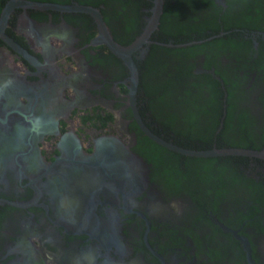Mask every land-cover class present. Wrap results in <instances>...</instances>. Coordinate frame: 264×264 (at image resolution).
<instances>
[{
  "label": "flooded vegetation",
  "instance_id": "obj_1",
  "mask_svg": "<svg viewBox=\"0 0 264 264\" xmlns=\"http://www.w3.org/2000/svg\"><path fill=\"white\" fill-rule=\"evenodd\" d=\"M153 8L0 0V264H264V160L148 135L264 150V0H163L132 109L92 11L126 47Z\"/></svg>",
  "mask_w": 264,
  "mask_h": 264
},
{
  "label": "water",
  "instance_id": "obj_2",
  "mask_svg": "<svg viewBox=\"0 0 264 264\" xmlns=\"http://www.w3.org/2000/svg\"><path fill=\"white\" fill-rule=\"evenodd\" d=\"M162 1L163 0H154L153 13L149 19V22H148L146 29L144 30L142 35L135 42H133L132 44H130L126 47L121 46V45L115 43L114 41H112V38L108 32V29H107L105 23L103 22V20L101 19V17L99 16L98 13H94L92 11L94 18L96 20V23H97V29H98V33H99L98 34L99 41H101V43H103L104 45L109 47V49L113 53L120 56L123 59L125 65L127 66L128 70H129V73H130L129 97H130V102H131L130 105H131L132 109H135L134 98H135V94L137 91L139 74H138L136 65L133 62L130 54L139 45L147 42V38L149 37L150 33L157 27L159 17L161 14V9H162ZM81 9L84 10L87 8L81 7ZM3 17H5V16H3ZM148 135L152 139H154L156 142H158L162 145H165L167 147H170L172 149H175L177 151H180L183 154L190 155V156L209 157V156L234 155V156L258 157V158H261L264 160V150L257 151V150H247V149H237V148H221V149L213 148L210 150H186V149H180V148H176L174 146H170V145L166 144L165 142L159 140L155 136L151 135L150 133H148Z\"/></svg>",
  "mask_w": 264,
  "mask_h": 264
},
{
  "label": "trees",
  "instance_id": "obj_3",
  "mask_svg": "<svg viewBox=\"0 0 264 264\" xmlns=\"http://www.w3.org/2000/svg\"><path fill=\"white\" fill-rule=\"evenodd\" d=\"M177 80L179 81V78H177ZM171 82H172V81H171ZM170 86H171V84H169V88H171Z\"/></svg>",
  "mask_w": 264,
  "mask_h": 264
}]
</instances>
